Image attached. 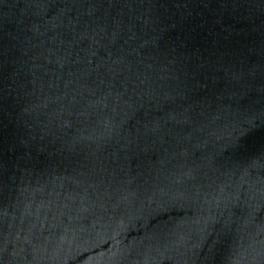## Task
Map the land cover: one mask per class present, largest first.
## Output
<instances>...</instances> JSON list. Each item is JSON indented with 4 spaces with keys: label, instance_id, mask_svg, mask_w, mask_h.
<instances>
[{
    "label": "water",
    "instance_id": "obj_1",
    "mask_svg": "<svg viewBox=\"0 0 264 264\" xmlns=\"http://www.w3.org/2000/svg\"><path fill=\"white\" fill-rule=\"evenodd\" d=\"M0 264H264V0H0Z\"/></svg>",
    "mask_w": 264,
    "mask_h": 264
}]
</instances>
